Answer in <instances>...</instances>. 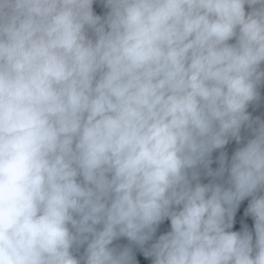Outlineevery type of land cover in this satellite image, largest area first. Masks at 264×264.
<instances>
[{
  "label": "clouds",
  "instance_id": "1",
  "mask_svg": "<svg viewBox=\"0 0 264 264\" xmlns=\"http://www.w3.org/2000/svg\"><path fill=\"white\" fill-rule=\"evenodd\" d=\"M95 2L0 0V264H264V0Z\"/></svg>",
  "mask_w": 264,
  "mask_h": 264
},
{
  "label": "water",
  "instance_id": "2",
  "mask_svg": "<svg viewBox=\"0 0 264 264\" xmlns=\"http://www.w3.org/2000/svg\"><path fill=\"white\" fill-rule=\"evenodd\" d=\"M93 8L96 14L101 16H103L107 11V9L103 5V0H96V2L93 5ZM261 96H262L261 102L258 105H251L248 111L251 113L253 117H260L261 119H264V87L261 88ZM249 134L250 133L247 130L242 131V135H249ZM236 147H238V145L235 143V141H232L229 145L226 146L224 150L228 153L229 156H231L232 152L235 150ZM218 154H219L218 151L213 153V164L211 165V167L213 168L218 167V164L215 162ZM203 182L207 183L208 181L207 179H204ZM246 205H247V201L244 202L242 207H246ZM243 221L246 222L249 225V227H251L252 220L250 217L243 218ZM167 230H170V226L167 223H165V225H163L160 229H158L157 235L162 234ZM114 243L122 245L125 244L126 241L122 239L121 241H117ZM143 264H151L150 258L144 260Z\"/></svg>",
  "mask_w": 264,
  "mask_h": 264
}]
</instances>
